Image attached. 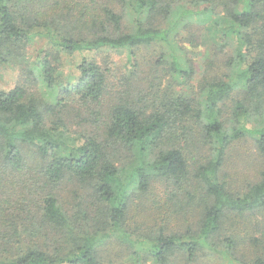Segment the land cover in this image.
I'll return each instance as SVG.
<instances>
[{"label": "trees", "instance_id": "16d2710c", "mask_svg": "<svg viewBox=\"0 0 264 264\" xmlns=\"http://www.w3.org/2000/svg\"><path fill=\"white\" fill-rule=\"evenodd\" d=\"M184 33L205 48L199 78L178 41ZM35 37L46 42L25 79L0 89V176L18 184L0 199V264H103L104 241L130 235L133 198L144 210L162 180L178 207L154 200L156 216L187 218L195 208L198 219L182 232L152 226L130 236L135 253L148 248L157 264H195L209 250L214 264H264L262 255L242 256L245 236L225 228L231 216L264 212V165L243 192L223 177L234 141L250 136L264 156V0H0V66L28 56ZM146 46L157 60L135 80ZM103 49L129 51L132 77L122 90L110 85L109 62L85 54ZM76 54H84L77 72L58 75L62 56ZM77 119L90 129H73ZM67 177L77 183L72 199L62 192Z\"/></svg>", "mask_w": 264, "mask_h": 264}, {"label": "rangeland", "instance_id": "374dc122", "mask_svg": "<svg viewBox=\"0 0 264 264\" xmlns=\"http://www.w3.org/2000/svg\"><path fill=\"white\" fill-rule=\"evenodd\" d=\"M186 33V32H185ZM185 33L183 35H179L178 41L180 45L184 44V49L186 52L187 60L192 63L198 73L196 77L199 78L202 75V72L205 71V63L206 56L205 48L198 47L194 48L192 43L188 42L186 39ZM203 40L208 43V46L212 43L210 40L209 31H207L206 27L203 32ZM208 40V41H207ZM46 39L41 37H35L31 44L27 47V55L23 59L16 58L12 60L11 63L2 64L0 66V89H11L14 87L18 80L21 78L25 79L26 71L28 70L26 66H29L28 63L33 62L36 57L39 55L40 50L45 46ZM157 49L153 46L142 47L139 50V54L137 59L142 64V68L138 70V74H135L133 78L135 80H139L145 76L147 71L150 69L148 66V61L155 62L157 60ZM89 56L96 57V59L101 63L109 62V67L111 70L110 76V85L114 88V92L118 90H122L124 88V82L126 76L129 74V77H132L130 73L131 65L129 63V51L124 49H114V50H100L92 53H85ZM229 51L220 54L218 56L219 61L225 60ZM84 54H76L73 58L68 56H62L60 67L58 68V72L60 76L66 77L69 73H76V64H78ZM209 56V55H208ZM108 57L106 61L104 59ZM27 63V64H26ZM106 65V64H104ZM168 67L166 63L164 67H160L163 71H168ZM161 70V71H162ZM66 80V78H64ZM192 83H196L193 81ZM168 84H171L170 75L164 76V89ZM37 88L43 93V96L51 101H54L56 94L51 91V89H47L46 85L42 80L37 81ZM180 89L179 87L177 90ZM186 88H183V91H186ZM57 93V92H56ZM109 98V96H108ZM231 115L230 109H226V115ZM76 123L73 129L78 131H86L89 130L90 127H87L85 124H80V120H76ZM232 147L228 151V156L226 159L225 167L223 170V177L229 183V186L235 190V192H243L247 190L250 184L255 183L257 178L260 175V171L264 165V156L260 155L257 151L255 141L252 137L247 136L246 138H242L236 140L231 145ZM130 157L125 156L122 160L118 161V164L122 166H127L130 162ZM12 177V176H11ZM10 177V178H11ZM222 177V178H223ZM13 185H16L15 187ZM18 184H11L8 182L6 176H0V199H5L6 197L14 195L17 190ZM63 186V196L69 197L72 199L74 197L73 193L68 192L69 189H75L77 187L76 182H70L67 177L62 184ZM172 185L162 180L158 183H155L154 187L151 189L150 194L147 196L146 207L140 206L139 203L141 201L138 200L137 197L133 198V203L130 209L129 214L127 215L126 223L124 225V230L130 232V235H126L124 232L118 231L112 235V237L107 238L104 243L101 245V254L103 264H157L152 258L151 251L148 248L136 247L137 251L135 253V247L130 239V236L138 237L139 234H144L150 230L152 226L164 227L166 233H170L172 231L182 232L185 231L187 226L194 227L197 219H198V210L195 208L189 212L187 218L179 217L174 214L170 218H167L164 214L157 215L154 211V200L163 203H169L170 208L172 210L178 207L175 201L177 198H172L173 195ZM82 193V192H81ZM83 194V193H82ZM150 200V201H149ZM162 200V201H160ZM171 212V211H170ZM233 217V218H232ZM251 218H256L260 225L261 229L250 228ZM188 221V222H186ZM228 228V231H231V234L235 235L239 233L241 236H245L246 241L238 246V251L242 256L246 259L255 258L258 255L264 256V212H257L256 215H247L242 217H234L228 218V221L225 224V228ZM253 232L252 238L248 239L246 237L248 232ZM258 239L259 241H255ZM253 240V241H252ZM252 241V242H251ZM137 245V244H136ZM207 253L200 262H196L195 264H214V255L209 251L205 250ZM177 264H194V263H183L180 260L177 261Z\"/></svg>", "mask_w": 264, "mask_h": 264}]
</instances>
